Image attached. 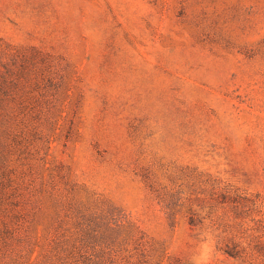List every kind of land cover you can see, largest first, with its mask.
Masks as SVG:
<instances>
[{
  "label": "rangeland",
  "instance_id": "rangeland-1",
  "mask_svg": "<svg viewBox=\"0 0 264 264\" xmlns=\"http://www.w3.org/2000/svg\"><path fill=\"white\" fill-rule=\"evenodd\" d=\"M8 68L43 140L13 163L43 206L29 262L87 264L70 200L99 195L166 264H264V0H0Z\"/></svg>",
  "mask_w": 264,
  "mask_h": 264
},
{
  "label": "trees",
  "instance_id": "trees-1",
  "mask_svg": "<svg viewBox=\"0 0 264 264\" xmlns=\"http://www.w3.org/2000/svg\"><path fill=\"white\" fill-rule=\"evenodd\" d=\"M14 79L9 68L3 74L0 73V203L4 199L6 190H11L17 212V222L11 229L5 228L0 236L3 242V245L0 244V254H7L11 246L10 240L15 243L13 248L15 253L11 262L4 261L3 256L0 255V264H33L27 259V254L32 251L31 225L43 206L33 199L35 193L29 189L30 187L26 193L27 197L21 204V197L25 196L20 191L21 186L27 182L25 180L27 176L35 173V168L33 165H28V169L23 171L22 175L16 174L17 170L13 167V163L20 160L27 161L29 155L39 157L42 148L35 144L36 141L43 140L42 135L39 136L38 125L35 126L25 116L17 118L10 115V97L15 85ZM1 94L4 96L3 100ZM21 105L25 109L30 106L25 100L21 101ZM3 106L8 111L6 114L1 112ZM33 128L37 131V135H32ZM14 173L15 177H13ZM29 184L36 188L35 181L31 180ZM70 209L79 223L84 226L83 230L87 232V264H166L162 262L164 249L155 256L144 234L130 221L128 215L110 200L99 195L81 202L72 199ZM60 246L62 251L67 250L63 249L66 247L65 243L54 241L55 248ZM60 252L61 250L58 249L57 253ZM226 252L232 255L229 250ZM134 255L136 261H130ZM53 263L86 264L73 261L71 257L63 259L58 257V260L45 264Z\"/></svg>",
  "mask_w": 264,
  "mask_h": 264
}]
</instances>
